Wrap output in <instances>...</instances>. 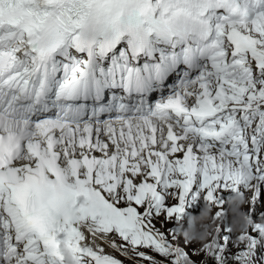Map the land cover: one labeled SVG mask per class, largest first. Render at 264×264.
Instances as JSON below:
<instances>
[{
    "label": "snow or ice",
    "instance_id": "snow-or-ice-1",
    "mask_svg": "<svg viewBox=\"0 0 264 264\" xmlns=\"http://www.w3.org/2000/svg\"><path fill=\"white\" fill-rule=\"evenodd\" d=\"M261 202L264 0H0V264H264Z\"/></svg>",
    "mask_w": 264,
    "mask_h": 264
},
{
    "label": "rangeland",
    "instance_id": "rangeland-1",
    "mask_svg": "<svg viewBox=\"0 0 264 264\" xmlns=\"http://www.w3.org/2000/svg\"><path fill=\"white\" fill-rule=\"evenodd\" d=\"M262 209L264 210V203H263ZM256 217H258L257 214H256ZM166 225L167 224H164V223L158 224V226L163 227V228ZM239 229L240 228L238 226L235 229L237 234L239 233ZM199 248H200L199 243L185 245V250L188 251L190 253V255H192L193 259L197 261V264H200V262L205 259L204 254L202 252L198 251ZM157 258H159V257H157Z\"/></svg>",
    "mask_w": 264,
    "mask_h": 264
},
{
    "label": "bare ground",
    "instance_id": "bare-ground-1",
    "mask_svg": "<svg viewBox=\"0 0 264 264\" xmlns=\"http://www.w3.org/2000/svg\"><path fill=\"white\" fill-rule=\"evenodd\" d=\"M263 203L264 202H261V203H259L258 205H257V211H256V213H257V216L259 215V213L260 212H264V210L262 209L263 208ZM245 206L244 205H241V207L240 208H244ZM250 207V206H249ZM239 212V211H238ZM256 215V214H255ZM202 217H206V215H202ZM234 221H239V219H236V220H234ZM173 223H171V222H168L167 223V225L164 227V228H168L170 225H172ZM158 226V225H157Z\"/></svg>",
    "mask_w": 264,
    "mask_h": 264
}]
</instances>
